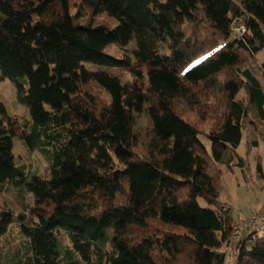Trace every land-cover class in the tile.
Returning <instances> with one entry per match:
<instances>
[{
  "label": "trees",
  "instance_id": "obj_1",
  "mask_svg": "<svg viewBox=\"0 0 264 264\" xmlns=\"http://www.w3.org/2000/svg\"><path fill=\"white\" fill-rule=\"evenodd\" d=\"M263 51L264 0H0V75L30 116L0 102V188L25 178L14 138L52 162L10 264H264V224L234 238L220 199L222 166L264 180Z\"/></svg>",
  "mask_w": 264,
  "mask_h": 264
},
{
  "label": "rangeland",
  "instance_id": "obj_2",
  "mask_svg": "<svg viewBox=\"0 0 264 264\" xmlns=\"http://www.w3.org/2000/svg\"><path fill=\"white\" fill-rule=\"evenodd\" d=\"M108 20L110 21L105 15L92 18V21L96 23H108ZM87 21L88 18L85 17L81 20V23L83 24ZM108 24L114 25L115 22L113 23L111 20ZM239 24L242 23L235 21L233 28ZM105 51L116 58H122L127 54V51L118 49L115 46H108ZM258 60L259 62H264V51L258 55ZM100 96L105 102L108 103L110 101L108 94L105 92L101 91ZM0 102L6 108L8 117L15 119L21 125L25 124L26 127V123L30 122L27 106L19 101L15 82L1 75ZM244 150L245 145L242 142L239 152L243 153ZM259 153L262 156V165L264 167V142L260 143ZM13 154L17 163L24 169L25 178L23 181L7 182L0 188V212L3 215L11 211L13 216V224L9 232L0 237V254L2 255L0 264L11 263L13 252L20 246L21 240L25 237L19 225L18 215L24 214L28 218L27 211L33 203V195L31 192L26 193L27 187L25 183H29L33 176L45 180L48 179L51 174L50 165L52 167L51 160L48 162L39 149H28L17 138L13 139ZM249 162L252 164L250 168ZM256 165L252 161H246L244 169L237 167L228 169L222 166L224 170L223 183L225 190L220 199L233 208V218L236 221V226L234 227L236 235L234 238H237L242 231L243 224L240 220L243 217L254 218V222L257 223L253 224V228H258L264 224V220L259 221L264 217V180L259 178ZM27 220L23 222V225L28 226ZM233 254L232 252L227 257V264H233ZM26 257L25 248L21 260L23 261Z\"/></svg>",
  "mask_w": 264,
  "mask_h": 264
},
{
  "label": "built area",
  "instance_id": "obj_3",
  "mask_svg": "<svg viewBox=\"0 0 264 264\" xmlns=\"http://www.w3.org/2000/svg\"><path fill=\"white\" fill-rule=\"evenodd\" d=\"M233 29H234V30H233V34H234L235 36H237V37L243 35L244 32H245V26H244L243 24H239V25L235 26ZM263 220H264V217H263L262 219H260L259 221H263ZM259 221H258V222H259ZM256 223H257V222H254V218H250V224H249V227H252L253 224H256ZM243 229H244V228H242V230H243Z\"/></svg>",
  "mask_w": 264,
  "mask_h": 264
},
{
  "label": "bare ground",
  "instance_id": "obj_4",
  "mask_svg": "<svg viewBox=\"0 0 264 264\" xmlns=\"http://www.w3.org/2000/svg\"><path fill=\"white\" fill-rule=\"evenodd\" d=\"M247 218H248V220H247V224L249 223L250 224V219H249V217L247 216ZM248 224V225H249ZM234 235H236L235 233H234Z\"/></svg>",
  "mask_w": 264,
  "mask_h": 264
},
{
  "label": "crops",
  "instance_id": "obj_5",
  "mask_svg": "<svg viewBox=\"0 0 264 264\" xmlns=\"http://www.w3.org/2000/svg\"><path fill=\"white\" fill-rule=\"evenodd\" d=\"M247 218V217H246Z\"/></svg>",
  "mask_w": 264,
  "mask_h": 264
}]
</instances>
